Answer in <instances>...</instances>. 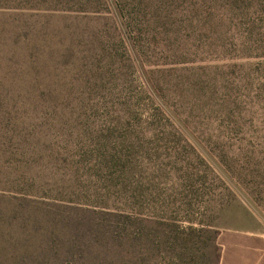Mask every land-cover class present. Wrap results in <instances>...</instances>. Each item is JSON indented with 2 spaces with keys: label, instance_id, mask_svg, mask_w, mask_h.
Segmentation results:
<instances>
[{
  "label": "rangeland",
  "instance_id": "374dc122",
  "mask_svg": "<svg viewBox=\"0 0 264 264\" xmlns=\"http://www.w3.org/2000/svg\"><path fill=\"white\" fill-rule=\"evenodd\" d=\"M264 235V0H0V264H218Z\"/></svg>",
  "mask_w": 264,
  "mask_h": 264
},
{
  "label": "crops",
  "instance_id": "0c3cea01",
  "mask_svg": "<svg viewBox=\"0 0 264 264\" xmlns=\"http://www.w3.org/2000/svg\"><path fill=\"white\" fill-rule=\"evenodd\" d=\"M218 264H264V235L226 237Z\"/></svg>",
  "mask_w": 264,
  "mask_h": 264
}]
</instances>
